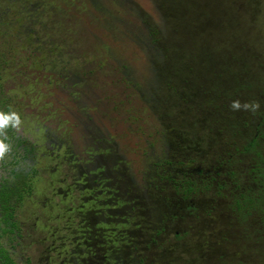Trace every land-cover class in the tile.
I'll use <instances>...</instances> for the list:
<instances>
[{"label": "rangeland", "instance_id": "1", "mask_svg": "<svg viewBox=\"0 0 264 264\" xmlns=\"http://www.w3.org/2000/svg\"><path fill=\"white\" fill-rule=\"evenodd\" d=\"M34 1L19 0L12 7L16 17L39 36L41 28H53L51 37L63 40L59 46L70 44L56 60L59 68L67 65L65 78L84 102L106 106V117L95 118L119 129L112 144L121 145L119 156L135 161L108 165L106 178L97 182L95 175H77L64 149L53 144L51 117L21 105V127L39 145V172L18 212L21 235L10 248L15 261L264 264L262 216L243 218L232 206L235 195L256 185L250 173L255 154L243 147L264 131V0H87L90 17L97 16L101 26L145 42L156 30L157 46L132 50L126 57L130 67L122 71L92 64L93 55L72 59L80 44H71L68 35L87 36L94 28L87 17L72 22L81 9H66L55 22L63 2L45 0V12H34L29 22L20 10ZM108 61L123 62L116 53ZM124 75L128 82L117 80ZM13 93L25 95L20 89ZM122 97L129 112L115 109ZM237 100L259 107L234 111L230 105ZM138 127L158 139L149 153L168 162L158 165L147 156L138 164ZM117 171L124 175L117 178ZM185 182L194 186L189 195L172 186ZM118 188L124 201L117 199Z\"/></svg>", "mask_w": 264, "mask_h": 264}, {"label": "trees", "instance_id": "2", "mask_svg": "<svg viewBox=\"0 0 264 264\" xmlns=\"http://www.w3.org/2000/svg\"><path fill=\"white\" fill-rule=\"evenodd\" d=\"M44 1L35 0L29 4L27 9L20 6L24 9L20 11L25 15L28 14L30 22L34 17V12H37V16H42L43 11L45 12V8L41 9ZM57 1L58 5L62 1L63 6L58 7L59 12L57 18L54 19L55 22L60 19L62 12L66 13V9L70 11L75 6L81 9V12L78 10L79 13H76L77 17L73 18L72 22L75 23L87 17L89 24L94 26L91 31H87V36L79 33L70 35L71 37L68 35L71 44H80L78 49L74 50L76 56L72 59L79 60L86 58L87 55H93L90 61L92 64L105 62L115 70L122 71L130 67L127 66L126 57L132 53V50L138 51V47L144 46V43L152 47L158 44L156 30L147 34L149 39L146 37L145 42L143 38H140L142 36L136 40L134 37L130 38V35L123 30H114L113 25L111 27L101 26L97 16L90 17L91 9L87 0ZM17 2L19 0H0V112L5 114L15 112L19 115L21 105H32L34 112L50 116L52 120L48 129L53 144L57 151L64 149L65 160L77 171V175H95L97 178L94 177V179L97 182L106 178L103 171L108 165L115 168L126 161L134 162L133 158L126 160L118 155L116 150L121 145L113 146L112 144L114 136L119 134V129L113 125L107 126V123L106 125L102 123V120L95 118L96 113L106 117L103 113L107 111L106 106H98L97 102L93 103L94 100L84 102L85 98L81 91L65 78L67 72L65 66L67 65L59 68L60 61L56 60L69 52L65 48L70 44L59 46L58 44H61L63 40L60 36L56 39L51 37L50 29L53 28L47 30L41 28L42 34L39 36L34 29L25 26L22 18L16 17L13 12L12 7ZM54 8L55 4L53 8L50 6L49 10L52 12ZM20 11L19 14H21ZM95 24L98 25L95 26ZM43 36L45 37L42 38ZM114 53L119 55L120 62H125L117 64L108 61ZM52 56L57 57L53 59ZM117 80L123 83L128 82L126 75ZM17 89L22 90L25 95L16 98L13 92ZM123 89L121 95L128 96V87L124 86ZM99 97H101L100 94ZM124 97L117 100L115 109L123 107L124 112H129L128 107L125 106ZM89 112L91 114L87 115ZM107 120L111 122V117ZM5 131L6 137L0 136V140H4L9 145V150L0 160V264H18L10 248L14 247L13 243L21 235L18 212L34 190V182L39 172V145L21 126L19 129L9 127ZM133 133H136V139H138L134 149L140 150L139 165L142 164L143 158L146 160L147 156L158 160V165L161 161L168 162L161 156H153L149 153L158 142L153 134L147 135L146 129L142 127H138ZM143 136L145 139L141 141ZM147 143L149 145H145ZM243 149L245 152L255 154L251 162L250 173L256 185L255 188H248L235 195L232 206L239 215H243V218L252 214H260L264 227V131L248 141ZM103 152H109L113 156H101ZM153 172L157 173V171ZM123 173V171H117L116 177H122ZM142 173L147 177L145 172ZM172 186L177 192L181 191L185 195H189L194 190V186L189 182L174 183ZM111 188L113 189L109 186V189ZM118 190L123 191V188H118ZM121 191L117 199L124 201L125 197Z\"/></svg>", "mask_w": 264, "mask_h": 264}, {"label": "clouds", "instance_id": "3", "mask_svg": "<svg viewBox=\"0 0 264 264\" xmlns=\"http://www.w3.org/2000/svg\"><path fill=\"white\" fill-rule=\"evenodd\" d=\"M230 107L234 111H239V110H251L255 112V110L259 107V104L256 102L252 103H244L241 104L238 100L233 101L230 105ZM22 124V121L20 119V116L15 113L11 112L9 114H5L3 112H0V136H5L6 137V129L9 127L19 129ZM9 150V145H7L4 140H0V160H2L6 154V152Z\"/></svg>", "mask_w": 264, "mask_h": 264}]
</instances>
